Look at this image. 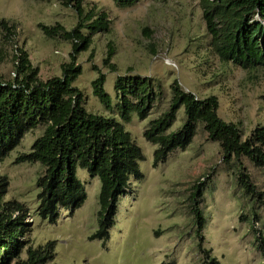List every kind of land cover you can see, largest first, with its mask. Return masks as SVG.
I'll return each mask as SVG.
<instances>
[{
	"label": "rangeland",
	"instance_id": "obj_1",
	"mask_svg": "<svg viewBox=\"0 0 264 264\" xmlns=\"http://www.w3.org/2000/svg\"><path fill=\"white\" fill-rule=\"evenodd\" d=\"M83 4L85 10L92 7L105 12L110 28L90 35L88 47L76 54L75 64L81 71L73 85L82 92L88 111L114 118L130 132L144 156L138 161L142 178L131 179V192L119 197L107 241L90 238L97 228L99 179L85 169H76L84 202L71 213L59 208L55 221L48 222L37 213L36 179L42 173L41 164L16 159L29 151L41 129L28 131L0 159V177L8 183L4 200H16L26 209L27 231L21 240L27 239L26 247L32 249L53 242L52 258L45 264H201L197 225L187 200L196 184L202 193L194 205L203 220L201 246L211 249L219 264H263L255 241L264 239L263 171L247 158L240 159L256 190L263 193V200L251 205L233 177L236 165L227 167L218 144L206 139L201 126L184 150H172L156 165L152 161L155 146L144 139L143 130L150 119L166 110L170 84L176 81L198 98L216 96L218 116L236 123L245 137L254 126L264 125V71L250 73L223 64L209 52L197 0H138L127 7L113 0H84ZM0 19L15 24L8 39L0 33V74L13 77V54L19 47L41 79L61 75L60 66L70 60L72 44L44 35L39 25L59 23L71 29L77 17L70 7L54 0H0ZM108 43L114 50L110 63L115 71L103 62ZM98 72L105 76L109 109L91 92ZM125 74L150 77L160 85L161 99L145 119L136 113H131L128 122L118 118L114 84L117 75ZM184 120L180 107L169 131ZM25 256L23 249L19 257Z\"/></svg>",
	"mask_w": 264,
	"mask_h": 264
},
{
	"label": "trees",
	"instance_id": "obj_2",
	"mask_svg": "<svg viewBox=\"0 0 264 264\" xmlns=\"http://www.w3.org/2000/svg\"><path fill=\"white\" fill-rule=\"evenodd\" d=\"M54 1L75 12L76 24L71 29H65L59 23L39 26L48 37L70 41V60L61 64L60 76L43 80L38 76V69L31 65L27 53L16 47L13 77L5 78L0 74V159L20 143L25 133L41 129L29 151L16 157L18 162H39L42 166V173L36 179L38 216L52 223L59 208L69 213L78 208L85 200V192L76 177V169H85L90 177L99 179L97 228L90 238L107 241L119 197L131 192V179L142 178L138 161L144 156L122 123L88 111L83 106L82 92L73 85L81 71L75 64V56L88 47L90 35L109 31L110 20L106 13L92 7L85 10L84 0ZM136 1L113 0L121 7L131 6ZM197 2L208 36L209 52L223 64L231 63L250 73L264 71V0ZM14 29V22L0 19V33L5 39ZM113 54V47L108 43L103 62L110 71H115V66L110 63ZM104 81V74L98 72L91 82V92L109 109L111 98L103 88ZM114 90L117 115L124 122L130 120L131 113L145 119L155 102L161 99L160 85L150 77L117 75ZM180 107L185 120L179 128L169 131ZM217 109L216 96L198 98L173 81L166 110L150 119L143 130L144 139L155 146L153 165L164 161L174 149L184 150L196 127L201 126L206 139L218 144L221 160L227 167L230 163L236 165L233 177L241 194L252 205L260 201L263 193L256 190L240 159L247 158L264 173V125L254 126L244 137L236 123L218 116ZM7 186L5 178L0 177V264H45L52 258L53 242L35 249L26 247L28 240H21L27 231L26 209L16 200H4ZM192 190L187 200L192 204L190 212L197 225L201 264H219L211 255V249L201 246L203 220L194 205L202 193L196 184ZM255 241L264 264V239ZM23 249L26 256L20 259Z\"/></svg>",
	"mask_w": 264,
	"mask_h": 264
}]
</instances>
